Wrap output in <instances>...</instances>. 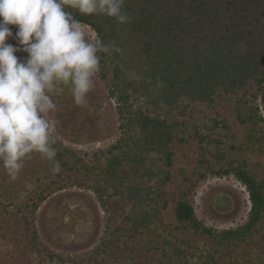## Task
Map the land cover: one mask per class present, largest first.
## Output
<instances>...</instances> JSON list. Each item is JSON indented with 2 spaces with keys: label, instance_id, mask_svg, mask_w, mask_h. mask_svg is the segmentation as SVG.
Segmentation results:
<instances>
[{
  "label": "trees",
  "instance_id": "trees-1",
  "mask_svg": "<svg viewBox=\"0 0 264 264\" xmlns=\"http://www.w3.org/2000/svg\"><path fill=\"white\" fill-rule=\"evenodd\" d=\"M65 10L103 44L115 46L98 53V76L109 78L120 137L90 164L57 141L58 174L24 172L9 180L17 191L0 192V210L5 216L18 209L14 222L25 239L0 233V264H131L141 247L160 254L150 264H264L263 256L257 263L230 261L234 248L264 244V173L228 159L231 128L215 112L216 99L232 98L236 121L247 127V143L260 141L264 118L251 104L264 85V0H125L126 24ZM193 109L204 115L193 129L203 171L184 176L171 199L176 224L170 226L163 212L169 205L164 188L172 179V144L185 143L187 135L186 123L174 118ZM208 174L232 176L243 185L250 208L242 225L216 231L196 217L191 196ZM28 184L35 187L28 190ZM74 186L95 194L107 223L91 252L66 259L40 245L34 216L49 194Z\"/></svg>",
  "mask_w": 264,
  "mask_h": 264
},
{
  "label": "rangeland",
  "instance_id": "rangeland-1",
  "mask_svg": "<svg viewBox=\"0 0 264 264\" xmlns=\"http://www.w3.org/2000/svg\"><path fill=\"white\" fill-rule=\"evenodd\" d=\"M90 38L95 40L96 34L83 25ZM109 78L101 80L98 73L95 77V88L88 94L86 106H77L72 98L70 86L57 98L58 112L54 118L59 121L55 133L60 145L67 147L80 156L86 164H90L94 157L106 156L109 147L120 137L119 121L115 109V101L108 96ZM215 112L219 118L225 120L231 128L232 137L225 142L228 159L236 158L247 162L255 172L264 173V124H261L259 140L252 144L247 143L248 130L246 126L238 124L235 118L232 98L216 99ZM251 105L258 107V112L264 118V85L257 92V99ZM174 119L183 121L187 125L186 142L173 143L172 179L164 188L168 194L169 205L163 212L165 224L174 226L172 197L176 196L184 186L183 178L199 169L201 158L199 147L194 139V126L204 121V115L198 109L190 110L185 116ZM221 136V131H217ZM224 140V139H223ZM233 146V150L230 147ZM213 163L214 168L220 167ZM53 163L43 159L39 154H32L26 159L20 174L24 172L45 173L52 169ZM10 178L0 162V192L3 194L12 190L9 186ZM11 193V194H12ZM217 198L224 202L216 201ZM8 201L10 199H7ZM218 202V203H217ZM15 205L16 200L12 201ZM191 204L196 217L207 227L216 231L233 229L242 225L248 215L250 203L248 194L238 181L232 176L216 177L207 175L201 181L193 195ZM18 209L10 208L5 216L0 210V233L6 234L9 239L24 240L19 224L14 222ZM107 214L102 210L95 194L86 188L77 186L55 191L49 194L40 205L34 216V225L42 247L56 253L62 258H78L87 255L99 243L105 230ZM160 254L148 247L140 248L139 254L133 258V264H150L159 259ZM259 256L264 258V244L257 247L240 245L233 249L230 261L249 260L257 263ZM131 263V264H132Z\"/></svg>",
  "mask_w": 264,
  "mask_h": 264
},
{
  "label": "clouds",
  "instance_id": "clouds-1",
  "mask_svg": "<svg viewBox=\"0 0 264 264\" xmlns=\"http://www.w3.org/2000/svg\"><path fill=\"white\" fill-rule=\"evenodd\" d=\"M124 4L125 0H0V162L11 180L19 177L34 153L53 163L52 175L61 171L53 146L59 123L54 118L57 98L70 86L74 103L86 106L100 71L98 53L115 47L90 38L65 7L126 24L130 17ZM34 187L26 185L28 190Z\"/></svg>",
  "mask_w": 264,
  "mask_h": 264
}]
</instances>
